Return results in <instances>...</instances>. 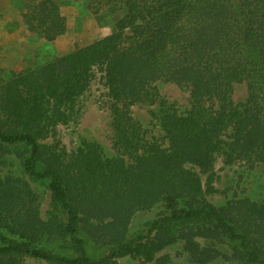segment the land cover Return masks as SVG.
I'll use <instances>...</instances> for the list:
<instances>
[{"label": "trees", "instance_id": "trees-1", "mask_svg": "<svg viewBox=\"0 0 264 264\" xmlns=\"http://www.w3.org/2000/svg\"><path fill=\"white\" fill-rule=\"evenodd\" d=\"M60 0H32L24 20L46 41L67 30ZM110 31L47 63L0 79V158L45 182L52 210L18 176L0 177V264H117L142 250L145 260L182 242L196 264H264V200H205L218 157L248 170L264 165V0H86ZM91 12V13H92ZM99 78L109 98L116 157L97 143L74 152L44 143L78 113ZM159 83L189 92V106L164 99ZM246 86L242 102L232 98ZM155 104L163 141L130 113ZM187 164L197 166L199 175ZM157 209L145 231L128 238L139 212ZM83 230L103 248L90 257Z\"/></svg>", "mask_w": 264, "mask_h": 264}, {"label": "rangeland", "instance_id": "rangeland-1", "mask_svg": "<svg viewBox=\"0 0 264 264\" xmlns=\"http://www.w3.org/2000/svg\"><path fill=\"white\" fill-rule=\"evenodd\" d=\"M32 0H0V79L9 81L17 74L35 68L60 57L78 47L101 38L110 29L101 15L90 11L86 0H60V13L65 17L67 30L63 36L54 41H46L39 28L29 26L24 20L26 7ZM92 12V13H91ZM160 95L174 103L180 110L189 106V92L173 83H159ZM246 86L237 83L233 87L232 98L235 102H242L246 97ZM130 113L150 136L157 138L159 143L167 146L163 141V131L154 114L157 112L155 104H134L129 107ZM78 113L67 124H58L44 143L63 149L66 153L74 152L83 142L97 143L106 157H116L111 110L106 89L99 78L95 79L89 89L79 98ZM191 171L197 173L201 183L205 175L199 173L197 166L187 164ZM243 163L226 165L222 157L214 163L213 188L205 193V200L217 207H224L230 199L249 197L254 200H264V165H257L251 170ZM18 176L25 180L38 198L40 217L45 219L52 210L51 193L45 182L33 181L23 173L14 155L0 158V177ZM158 210L139 212L135 215L129 229L128 238L144 232L145 223L156 216ZM79 234L85 241V248L90 257L97 259L104 250L88 238L83 230ZM117 264H196L189 259L182 242L164 247L154 254L152 260H145L142 250L114 259ZM22 264H46L31 258H24ZM208 264H217L216 261Z\"/></svg>", "mask_w": 264, "mask_h": 264}]
</instances>
